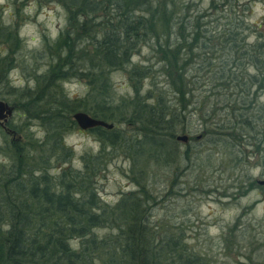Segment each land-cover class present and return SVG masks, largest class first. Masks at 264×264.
Wrapping results in <instances>:
<instances>
[{"label":"trees","instance_id":"trees-1","mask_svg":"<svg viewBox=\"0 0 264 264\" xmlns=\"http://www.w3.org/2000/svg\"><path fill=\"white\" fill-rule=\"evenodd\" d=\"M214 1H209V8L215 10L230 0H217V6ZM12 2L56 3L65 13L67 29L50 46L42 37L41 48L32 57L44 59L45 68L39 73L34 68L33 88L19 89L10 84L8 75L22 43L15 25L0 19V45L7 48L0 56V100L9 102L20 118L16 130L6 125L8 134L0 126V135L21 136L17 142L0 145V157L8 160L6 165L0 163V264H174L170 255L179 240L167 234L160 240L148 222V204L155 199L151 168L177 170L189 153L188 143L181 150L175 136L199 131L194 141L219 146L232 170L245 165V148L262 159L263 41L259 37L248 42L249 27L229 5L223 36L217 39L218 51L227 49L231 66L206 84L223 91L211 101L205 96L198 100L190 75L195 60L204 61L211 42L201 28L205 12L189 16L179 0ZM147 44L160 66L164 79L160 86L149 66L131 64L133 54ZM127 67L132 97L115 103L110 74ZM248 69L255 72L248 74ZM70 78L85 81L83 98L66 94L63 82ZM75 112L113 125L109 130H87L99 148L96 153L84 152L79 167L72 165L73 152L64 141L76 129L71 118ZM31 127L41 131L38 138L29 133ZM192 139L188 136V141ZM117 157L127 161L135 175L130 180L134 190L108 206L96 197L95 180ZM256 187L246 179L236 192L244 195Z\"/></svg>","mask_w":264,"mask_h":264},{"label":"rangeland","instance_id":"rangeland-1","mask_svg":"<svg viewBox=\"0 0 264 264\" xmlns=\"http://www.w3.org/2000/svg\"><path fill=\"white\" fill-rule=\"evenodd\" d=\"M181 1L187 5L186 13L189 16L202 12L207 15L201 28L204 36L211 42H207L209 47L204 50V61L201 58L195 60L197 64L190 77L197 88L193 95L198 100L205 96L211 101L223 90L214 86L215 84H206L212 80L211 76L221 69L228 70L231 66L227 49L218 51L220 39H217L223 36L221 29L227 23L229 5H233L232 11L236 10L235 14L244 18L243 21L249 27L248 42L260 37L264 43V0H230L225 3L226 6L215 10L209 8L210 0H179ZM214 4L217 6L219 2L216 0ZM0 19L5 24L15 25L22 43L21 49L11 56L13 69L9 71V82L14 88H33L34 68L35 73H39L46 63L44 59L33 58L34 51L41 48L42 37L49 41L50 46L58 33L67 29L65 13L56 3L38 6L29 2L21 6L14 4L12 0H0ZM6 52V46L0 45V56ZM200 53V49L195 51V54L200 55L198 58L201 57ZM208 62L209 66L206 65ZM131 64L149 66L154 72L155 82L159 86L164 84L157 57L148 44L138 48L131 58ZM127 69L129 68L110 74L111 97L115 103L122 98L132 97ZM254 72L248 69V74ZM143 84L146 88L148 81ZM63 89L71 98H83L87 93L85 81L74 78L63 82ZM5 98L13 99L8 95ZM167 98L176 107L168 92ZM259 100L264 104V92L260 93ZM114 114V117L117 116V113ZM18 119L19 115L12 109L11 115L1 124L2 131V127L5 128L6 125L16 130L19 126ZM29 133L33 138H38L41 131L31 127ZM200 134L199 131L188 135L193 138V141L186 142L189 157L188 160L179 162L177 170L175 167L151 168V194L155 199L148 204L151 205L147 215L149 226L156 227L153 230L159 234L160 240L165 234L171 235L173 240H179L177 249L170 255L174 264H184L188 259L193 264H264V189L256 187L257 180H264V145L260 147L261 160L257 155H251L252 149L245 148L243 154L248 156L245 165L232 170L225 162V156H220L223 150L219 146L204 144L199 139L194 141ZM19 140L21 136L18 133L7 135L6 138L0 135V145L4 141ZM64 141L73 152L71 163L75 167L80 166L79 157L84 152L96 153L99 148V143L92 134L77 127L65 136ZM177 146L181 150L185 147L181 143H177ZM0 163L6 165L7 158L1 156ZM129 170L127 161L117 157L98 174L95 180L96 197L102 204L113 206L122 196L134 190L130 180L135 175H131ZM246 179L248 182L252 181L256 188L244 195L237 194L236 186L244 187ZM178 254L181 255L179 258Z\"/></svg>","mask_w":264,"mask_h":264},{"label":"water","instance_id":"water-1","mask_svg":"<svg viewBox=\"0 0 264 264\" xmlns=\"http://www.w3.org/2000/svg\"><path fill=\"white\" fill-rule=\"evenodd\" d=\"M263 32H264V26L262 27ZM11 107L0 100V126H2V123H5L6 118L11 115ZM72 120L74 121L76 127L82 131H87L96 127H101L103 129H111L113 127L112 124L104 122L99 119H95L89 115H87L84 112H75L71 115ZM4 129V127H2ZM6 133H9L4 129ZM188 140V137L186 135H176L175 136V141L185 144ZM256 184L258 186H261L264 188V180H257Z\"/></svg>","mask_w":264,"mask_h":264}]
</instances>
